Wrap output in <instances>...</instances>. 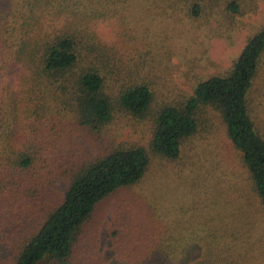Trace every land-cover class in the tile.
I'll return each instance as SVG.
<instances>
[{
	"label": "trees",
	"instance_id": "16d2710c",
	"mask_svg": "<svg viewBox=\"0 0 264 264\" xmlns=\"http://www.w3.org/2000/svg\"><path fill=\"white\" fill-rule=\"evenodd\" d=\"M153 2L166 16L203 18L208 37L220 35L209 26L218 8L247 12L245 0H0V264L82 263L102 204L180 160L215 119L264 206V24L228 68L202 74L194 62L180 82L171 35L138 26ZM121 118L146 125L148 141L106 140ZM82 136L99 150L81 146ZM214 171L195 168L183 196L155 188L127 222L115 212L121 263L236 264L244 208L207 183Z\"/></svg>",
	"mask_w": 264,
	"mask_h": 264
},
{
	"label": "rangeland",
	"instance_id": "374dc122",
	"mask_svg": "<svg viewBox=\"0 0 264 264\" xmlns=\"http://www.w3.org/2000/svg\"><path fill=\"white\" fill-rule=\"evenodd\" d=\"M245 2L247 12L234 18L230 14L225 15L224 11L218 8L219 13L212 18L209 26L219 28L220 35L213 34L209 37L206 33L208 25L202 24L203 18L190 19L183 13L180 17L166 16L160 4L155 2L145 4L140 9L145 12H138L139 17L138 15L136 17L142 20V23L138 24L142 32L147 28L146 26H150V34L153 38H155L153 31L158 32L160 36L163 31L171 35L167 45L176 52L172 59L178 65L174 68L175 77L177 80L179 78L180 82H186L188 75L185 72L190 70V66H194V62L197 64V72L202 74L228 68L240 55L249 35L255 33L264 24V0H256V2L245 0ZM248 4H252L254 9L252 10V5L248 6ZM134 19L135 17L133 21ZM112 128L106 140L147 142L149 138V129L146 125L140 123L136 126L123 118L118 120V124L112 125ZM78 143L87 147L92 153L99 150L98 145L85 136H82ZM166 163V167L155 166L143 182L132 190L119 193L102 204L103 211L91 223V228L81 244L80 258L83 261L80 264H122L120 257L127 243H123L122 237L120 241L115 242L110 236L115 212L127 222L128 217L136 215L134 210H131V205L134 204L137 208L139 203L148 202L155 188H158L159 192L166 188L168 192L176 190L178 194L183 191L181 193L183 196L188 190H193L194 183L197 184L193 178L195 174L198 175L193 172L195 168L205 174L215 168L212 173L213 179H208L207 183L214 182L222 186L224 195L231 201L232 208L240 206L244 208L240 217V226L247 230L245 236L247 241L242 246L243 255L236 260V264H264V206L247 185L246 173L240 166L238 151L226 136L219 121L215 119V124L205 138L196 137L189 141L180 160ZM58 186L61 192H64L68 182L58 179ZM164 186L166 188H163ZM204 197H207V194L203 197L200 194L197 200ZM201 207L204 206L201 204ZM6 257H9V253H6Z\"/></svg>",
	"mask_w": 264,
	"mask_h": 264
}]
</instances>
